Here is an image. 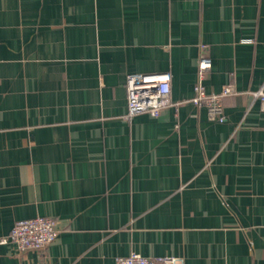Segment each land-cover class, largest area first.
Segmentation results:
<instances>
[{
  "label": "crops",
  "instance_id": "1",
  "mask_svg": "<svg viewBox=\"0 0 264 264\" xmlns=\"http://www.w3.org/2000/svg\"><path fill=\"white\" fill-rule=\"evenodd\" d=\"M226 120L191 102L198 62ZM170 74L159 118L126 78ZM264 0H0V239L54 218L0 264H264Z\"/></svg>",
  "mask_w": 264,
  "mask_h": 264
},
{
  "label": "built area",
  "instance_id": "2",
  "mask_svg": "<svg viewBox=\"0 0 264 264\" xmlns=\"http://www.w3.org/2000/svg\"><path fill=\"white\" fill-rule=\"evenodd\" d=\"M212 69L209 56H202L198 62V81L194 88L195 95L191 102L205 107L209 119L216 122L226 120L224 101L235 93L233 85L223 86L219 93H209L205 86L207 74ZM128 111L127 118L148 114L159 118L164 109L178 107L179 103L171 100L170 74L141 75L131 74L126 78ZM261 103L264 111V90L250 93ZM60 232L59 223L50 217H37L15 222L10 234L0 239L1 245H14L20 252L44 251L53 244ZM116 264H184L173 257L147 258L132 252L129 256L118 258Z\"/></svg>",
  "mask_w": 264,
  "mask_h": 264
}]
</instances>
